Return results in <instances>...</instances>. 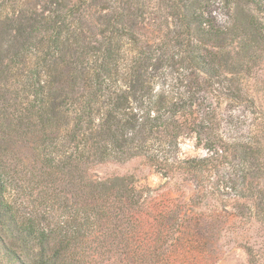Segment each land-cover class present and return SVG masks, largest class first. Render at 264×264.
<instances>
[{
    "label": "trees",
    "instance_id": "obj_1",
    "mask_svg": "<svg viewBox=\"0 0 264 264\" xmlns=\"http://www.w3.org/2000/svg\"><path fill=\"white\" fill-rule=\"evenodd\" d=\"M134 159L210 206L91 174ZM242 204L264 264V0H0V264H213Z\"/></svg>",
    "mask_w": 264,
    "mask_h": 264
},
{
    "label": "rangeland",
    "instance_id": "obj_2",
    "mask_svg": "<svg viewBox=\"0 0 264 264\" xmlns=\"http://www.w3.org/2000/svg\"><path fill=\"white\" fill-rule=\"evenodd\" d=\"M215 23L220 25L227 20L224 11L215 9L213 12ZM246 88L252 92L261 89L260 85L249 82ZM258 100V95L252 96ZM259 103H262L259 100ZM245 112L238 108H229L222 106L220 117V132L223 135L236 136L244 135L246 131V124L244 121ZM179 155L182 158H201L206 155L205 150L196 142L194 135L186 134L181 138L179 144ZM227 170H221L219 175H216V182L220 183L226 176ZM91 174L95 178L104 179L110 176H129L137 189L143 194L155 197L160 200L161 196H167L173 199L174 203L185 207V209L194 207V210L201 204L208 205L209 201H200L197 199L196 192L190 183L182 184L174 179L164 178L160 173L151 167L144 165L141 160L134 159L129 162L105 163L94 167ZM223 193V192H221ZM223 198L219 207L229 205ZM238 209L233 212L235 216L234 222L229 227H223L222 230L215 235L216 243V259L213 264H247V255L238 243L247 241L255 245L257 248L259 239L256 237V226H253L251 220H248V212L245 204L240 205ZM101 264H116L115 262H103Z\"/></svg>",
    "mask_w": 264,
    "mask_h": 264
}]
</instances>
